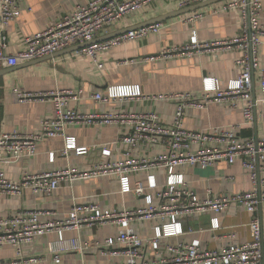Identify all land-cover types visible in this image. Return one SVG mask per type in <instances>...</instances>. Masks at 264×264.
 <instances>
[{
  "label": "crops",
  "instance_id": "0c3cea01",
  "mask_svg": "<svg viewBox=\"0 0 264 264\" xmlns=\"http://www.w3.org/2000/svg\"><path fill=\"white\" fill-rule=\"evenodd\" d=\"M88 1L18 0L21 14L6 27L8 36L6 54L15 55L25 48L26 36L42 31ZM225 1L220 0L196 10L203 14V17L196 21L188 19L194 11L172 16L158 22L160 31L157 34H149L145 38L99 51L97 60L104 65V68H100L94 58L82 55L78 50L60 51L35 60L29 65H27L29 62H25L8 67L0 63V70L4 72L0 76V133L12 131L39 133L43 120L55 116V104L36 95L54 89L84 90L80 100H72L70 103L82 113L154 111L161 116L165 124L171 125L176 103L148 100L145 97L188 91L195 99L202 100L205 77H213L225 87L241 73L236 61L242 52L237 48H218L214 52L163 56L167 49L188 45L194 32L200 43L230 39L239 35L244 24L241 10L233 9L221 13L214 11ZM181 9L183 7L179 0H159L118 23L109 25L93 42L108 40L107 38L112 35L114 38L119 36L116 34L121 31L138 29L157 17ZM262 23L264 25V18ZM258 57L259 66L253 71L255 118L252 124L243 125L237 130L240 141L252 135L264 137V92L261 87L264 45L259 48ZM123 85L139 86L141 96L118 98L107 103H100L93 97L95 93L105 94L108 88ZM15 90L31 96L19 100ZM243 121V103L238 107H231L228 102L215 101L208 103L202 109L193 106L187 108L183 126L194 132H209L218 128L229 129L242 124ZM126 132L127 128L118 124L69 123L64 128V136L42 139L37 144L34 156L4 165L3 168L9 179L17 181L24 172L39 173L69 167L88 169L97 163L122 160L127 156V147L117 141ZM66 137H74L77 147H87L88 151L79 155L73 149L64 154ZM215 145L214 140L205 144L208 147ZM105 148L111 150L109 155L102 153ZM155 151L142 149L137 155L154 154ZM241 162L238 160L234 164H229L220 161L208 168L182 166L177 168L176 172L184 175L186 187L195 191L201 199L221 194L232 195L248 192L253 187L251 178ZM150 174L156 176L158 185L164 183L166 171L158 169L131 176L132 184L137 181L147 184V177ZM261 177L264 178V173H261ZM260 190L264 193V184L261 185ZM150 194L155 196V190ZM75 202L97 204L103 209L117 210L146 205L144 196L122 193L120 182L116 177H100L64 183L51 195L36 194L31 191H25L21 195H2L0 217H11L20 210L38 209L44 212L41 217L43 221H55L67 217ZM255 215L264 224V199L258 205ZM215 218L219 221L218 228H212ZM251 219L252 215L247 208L239 203L230 204L222 213L206 212L183 217L180 221L184 232L161 239V248L164 250L167 244H188L199 240L202 248L221 251L235 243H246L251 240L249 226ZM160 224L161 221L158 219L137 220L131 226L139 236L148 238L154 236L155 227ZM120 230L121 226L117 223L70 229L64 231V241L61 244H58L59 233L52 231L23 246L20 253L11 245L0 246V264H57L54 260L56 253L53 250L56 245L64 247L58 253L61 264L124 263L125 257H107L96 246L97 241L102 243L108 238H116ZM75 244L80 245V248H66ZM143 252L148 260L159 257L151 248L144 249ZM163 253L165 254V251Z\"/></svg>",
  "mask_w": 264,
  "mask_h": 264
},
{
  "label": "built area",
  "instance_id": "2783aa9c",
  "mask_svg": "<svg viewBox=\"0 0 264 264\" xmlns=\"http://www.w3.org/2000/svg\"><path fill=\"white\" fill-rule=\"evenodd\" d=\"M157 1L159 0H89L42 31L26 36L25 48L15 55H7L6 27L20 16L21 7L18 0H0V63L12 67L89 42L92 43L80 48L78 53L91 56L98 61L99 51L145 38L149 34L159 33L160 24L154 23L108 40L93 42L109 25L118 23ZM205 1L208 0H179L183 8ZM233 9L241 10L244 20L242 31L236 37L200 43L194 32L188 45L167 49L164 52V57L172 54L214 52L218 48H237L242 52L236 61L241 68L238 78L229 81L227 86L223 87L217 79L205 77L202 100L195 99L188 91L160 93L145 97L148 100L176 103L171 125L165 124L161 116L154 111L82 113L70 105L72 100H80L84 93L82 89L78 91L54 89L36 95L55 104V116L43 120L41 130L36 134L18 131L0 133V197L7 194L21 195L25 191L51 195L64 183L116 177L120 182L122 193L144 196L146 205L134 209L117 210L103 209L97 204L75 202L67 217L47 222L41 219L44 215L41 210H20L11 217H0V246L11 245L20 253L23 246L52 231L59 233L58 244H61L66 230L117 223L121 226V230L116 238H108L102 243L96 242V246L102 250L103 255L126 258L124 263L116 264H264V224L255 215L258 205L264 199V193L260 190L261 185L264 184V178L261 177V173H264V137L252 135L240 141L237 136V130L243 125L252 124L255 118L253 71L259 66V48L264 45L262 23L264 0H226L214 11L221 13ZM202 17V13L194 11L188 19L196 21ZM97 63L100 68H104L102 63L99 61ZM261 87L264 92V69L261 74ZM15 93L19 100L31 96L20 90H15ZM140 96V87L136 85L114 86L108 88L105 94H93L94 99L100 103ZM215 101L228 102L231 107H238L243 103V123L229 129L218 128L209 132H194L184 128V113L187 108L193 106L202 109L208 103ZM69 123L118 124L126 127L127 132L117 141L126 145V158L97 163L88 169L69 167L39 173L24 172L17 181L6 176L4 165L34 156L37 144L42 139L64 136V128ZM65 139L64 154L73 149L79 155L88 151L87 147H77L74 137ZM213 140L216 143L215 146H205L207 141ZM142 149L156 151L154 154L138 156L137 152ZM102 153L109 155L111 150L105 148ZM238 160L242 161V166L253 183L252 189L248 192L221 194L201 199L195 191L186 187L184 175L176 172V169L182 166L208 168L220 161L234 164ZM158 169L166 171L162 185H158L156 176L153 174L148 175L147 184L143 181L132 184L131 176ZM153 190H155V196L150 194ZM232 203L244 205L252 215L249 224L251 229L249 242L235 243L221 251L202 248L199 240L188 244H167L164 250L161 248V239L184 232L181 218L206 212L222 213ZM154 219L161 221V224L155 227L153 237H141L131 226L137 220ZM213 221L212 228H218V219L215 218ZM66 248L79 249L80 245H70ZM148 248H151L159 257L148 260L143 252ZM62 249L64 247L59 245L53 248L56 253L54 260L57 264H61L58 253Z\"/></svg>",
  "mask_w": 264,
  "mask_h": 264
},
{
  "label": "water",
  "instance_id": "95a60500",
  "mask_svg": "<svg viewBox=\"0 0 264 264\" xmlns=\"http://www.w3.org/2000/svg\"><path fill=\"white\" fill-rule=\"evenodd\" d=\"M218 1H220V0H208V1H205V2H201V3H198V4H194V5L188 6V7H184L183 9H181L179 11H176V12H173L171 14H166V15H162L161 17H157V18L153 19V21H149V22L145 23V25L147 26L150 23H158V22L163 21L164 19L172 17V16L182 15V14H186L188 12L196 11V10L206 6V5L213 4V3H216ZM126 31H128V30L126 29L125 31H121L120 33H117L116 35H120L122 33H125ZM116 35H114V36H116ZM112 37H113V35L109 36L107 39L112 38ZM90 43H92V42L76 45V46L70 47L68 49H65L63 51L67 52V51H71V50H79L80 48H82V47H84V46H86V45H88ZM36 60H39V59H36ZM34 61L35 60L30 61L27 65L31 64ZM3 74H4V72H2L0 70V76L3 75Z\"/></svg>",
  "mask_w": 264,
  "mask_h": 264
}]
</instances>
